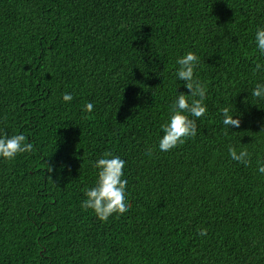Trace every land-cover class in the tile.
<instances>
[{
	"label": "trees",
	"instance_id": "16d2710c",
	"mask_svg": "<svg viewBox=\"0 0 264 264\" xmlns=\"http://www.w3.org/2000/svg\"><path fill=\"white\" fill-rule=\"evenodd\" d=\"M259 28L264 0H0V136L34 148L0 157V264H264ZM189 51L208 111L162 152ZM105 151L127 161L131 192L107 222L81 207Z\"/></svg>",
	"mask_w": 264,
	"mask_h": 264
},
{
	"label": "clouds",
	"instance_id": "9594fccd",
	"mask_svg": "<svg viewBox=\"0 0 264 264\" xmlns=\"http://www.w3.org/2000/svg\"><path fill=\"white\" fill-rule=\"evenodd\" d=\"M255 40L257 48L261 55H264V28L257 29ZM199 56L196 53L189 51L186 55L177 59L176 63L179 68L176 70V77L186 82L188 93L180 92L176 100L170 105L169 122L161 125L163 136L159 141V150L162 152L170 151L180 145H183L189 138H195L197 135L198 124L197 120L207 114V99L206 85L198 79L196 69L199 65ZM264 68L261 63L256 64L254 71H260ZM251 96L254 98L264 99V84L257 83L251 91ZM65 102H71L73 95L65 93L63 95ZM94 103L88 102L84 106V111L92 112ZM224 117L223 124L225 126L239 127L241 120L230 114V108L222 109ZM34 151L33 144L27 142V137L24 134H16L8 136L6 133L0 136V157L5 160H13L19 154ZM229 156L232 160L238 161L245 166L251 163V153L247 148L237 152L236 147L229 146ZM151 156L153 149H149L146 153ZM127 161L119 155H113L111 151H105L101 158L94 162L93 167L98 169V178L94 187L85 190L87 199L81 202V207L85 210L91 209L97 217L104 222H107L113 214L122 215L131 207L129 197L131 192L128 191V180L125 178L124 169ZM52 166H48V171L52 172ZM259 172L264 173V164H260ZM207 229L199 230V235L207 234Z\"/></svg>",
	"mask_w": 264,
	"mask_h": 264
}]
</instances>
